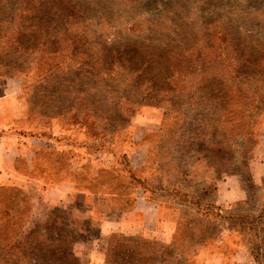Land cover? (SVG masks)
<instances>
[{
  "label": "rangeland",
  "instance_id": "374dc122",
  "mask_svg": "<svg viewBox=\"0 0 264 264\" xmlns=\"http://www.w3.org/2000/svg\"><path fill=\"white\" fill-rule=\"evenodd\" d=\"M12 88L0 264H264V0H0Z\"/></svg>",
  "mask_w": 264,
  "mask_h": 264
},
{
  "label": "crops",
  "instance_id": "0c3cea01",
  "mask_svg": "<svg viewBox=\"0 0 264 264\" xmlns=\"http://www.w3.org/2000/svg\"><path fill=\"white\" fill-rule=\"evenodd\" d=\"M17 89L12 88L9 92L0 95V179L6 176V170H14L16 162L20 157H24L28 166H31V155L33 149H29L26 145H19V135L12 129L15 125V120L19 118L21 112L17 106ZM261 154L263 162H251V173L253 180L257 183L264 176V141ZM15 171V170H14ZM235 197L230 199L241 198L244 195L241 187L234 192ZM219 199L225 201L224 190L219 187ZM177 217H169L165 223L169 227H174Z\"/></svg>",
  "mask_w": 264,
  "mask_h": 264
},
{
  "label": "trees",
  "instance_id": "16d2710c",
  "mask_svg": "<svg viewBox=\"0 0 264 264\" xmlns=\"http://www.w3.org/2000/svg\"><path fill=\"white\" fill-rule=\"evenodd\" d=\"M135 57H137V55H135ZM262 155V154H261ZM263 155L261 156V161L263 162V159H262ZM260 161V162H261ZM253 162V161H252ZM250 177H251V180L254 184H258L259 182H262V180L264 179V176L261 178V180H259L257 183L253 180V177H252V173H251V164H250ZM65 257H67V259H73V253L72 252H66L65 254Z\"/></svg>",
  "mask_w": 264,
  "mask_h": 264
}]
</instances>
